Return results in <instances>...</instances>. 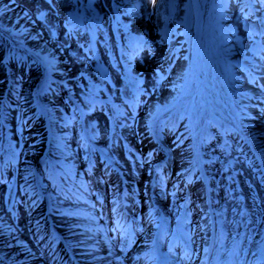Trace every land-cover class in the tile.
Here are the masks:
<instances>
[{"label": "rangeland", "instance_id": "rangeland-1", "mask_svg": "<svg viewBox=\"0 0 264 264\" xmlns=\"http://www.w3.org/2000/svg\"><path fill=\"white\" fill-rule=\"evenodd\" d=\"M224 2L225 10L217 12V0H203L195 46V31L182 20L184 0H0V224L14 220L26 229L21 195L34 189L37 178L44 191L56 192L53 160L64 165L68 179L65 205L69 198L79 200L78 187L88 189L84 177L79 182L86 186L77 180L86 160H97L87 165L97 182L90 188L97 195L108 191L105 207L98 209L103 227L112 226L118 215L123 234L114 251L113 228L103 233L107 256L87 264H196L200 207L190 183H202L198 150L209 160L195 119L199 82L211 91L205 71L210 61L227 97L223 108L210 102L213 116L223 120L233 140L228 154L257 186L264 208V177L253 155L264 145L248 139L254 134L264 139V0ZM211 121L208 117L206 128L215 141L221 128ZM109 160L120 171L122 163L126 175ZM7 176L14 184L9 188L3 184ZM175 189L184 201L171 195ZM243 190L255 203L254 191ZM211 196L219 209L221 196ZM122 204L131 206L134 222L131 214L122 219ZM220 204L227 211L231 207L225 198ZM58 210L68 218L64 207ZM215 220L214 212L205 215L206 225L217 226ZM78 223H63L72 228L64 230L80 234ZM151 226L160 231L146 240ZM257 231L244 264H264V220ZM30 235L23 233L26 246ZM188 240L195 247L185 246Z\"/></svg>", "mask_w": 264, "mask_h": 264}, {"label": "bare ground", "instance_id": "bare-ground-1", "mask_svg": "<svg viewBox=\"0 0 264 264\" xmlns=\"http://www.w3.org/2000/svg\"><path fill=\"white\" fill-rule=\"evenodd\" d=\"M198 50V47L197 49ZM206 76L210 79V82L212 86L215 87V89L218 92V95L221 97L220 100L222 102V105H225V94L219 87V80L217 77L216 72L214 71L213 63L210 61L209 67L205 68ZM35 88V87H34ZM200 95H205V90L202 85L199 87ZM203 119L199 123L198 126V135L200 139V143H203L206 146H209L211 150H209V154L211 156L212 165L213 163L217 165H220L222 163V160H234V158L230 156H223L220 154V149H225L226 147L224 145H231L232 141L230 138L221 135V137L215 142V145L212 144V139L204 134L205 129V118L207 116L206 113H202ZM208 116L213 117L208 109ZM216 123L218 125L222 124V120L218 117L215 118ZM251 140L260 141L264 145V139L260 138L258 135H252ZM215 146L219 148L216 150ZM225 147V148H222ZM227 149V148H226ZM255 157L259 160L262 166V170L264 172V149L255 151L254 152ZM199 167L203 174L204 182L202 184H192L191 188L193 191L199 196L200 200L198 199V205L202 206L204 203V197L208 194V189H210V186L208 185V180L213 183V189L216 188L219 190V193L222 195H227L228 198L233 195V189L231 186L232 182H236L240 190L244 192L243 188L245 186L249 187L251 191H254V196L256 199V202L250 205H246L247 209L249 210V213L252 211V216L248 219V226H246L247 234L244 235V239H248L251 235L255 237V234L257 231V228L259 226V221L264 220V208L261 206V200L259 198V193L257 192V186L247 177L243 176L241 173L240 168H235L233 166L230 170L229 174H221L220 170L215 168V171L211 167H206L203 162L202 158L199 156ZM229 187L231 189L229 190ZM257 204V207H256ZM227 212L228 215H231L230 218H236L235 214L233 213L235 209H233V205L231 206ZM204 208L202 207V210ZM227 214L225 216H227ZM201 225H200V251H199V258L197 260L196 264H228V262L231 259V262L229 264H242L243 257H244V250L246 243H240L236 246L235 249L234 243H233V234L230 231V227H225L224 230L218 232H214V227L210 225L205 224V210H203V216L200 215L199 218ZM251 226V227H250ZM248 227V228H247ZM217 229V227H216ZM159 231V227H152L150 230V236L147 239L154 238V233ZM256 238L255 240H257ZM261 242V250L262 254L264 256V236L262 239H260ZM114 248V244H113ZM0 254H4L3 251H0ZM232 255V258H231ZM117 264H122L118 262Z\"/></svg>", "mask_w": 264, "mask_h": 264}, {"label": "trees", "instance_id": "trees-1", "mask_svg": "<svg viewBox=\"0 0 264 264\" xmlns=\"http://www.w3.org/2000/svg\"><path fill=\"white\" fill-rule=\"evenodd\" d=\"M183 21H184L185 25H190L191 22L194 21V12H193L191 0L186 2V8H185V11L183 13Z\"/></svg>", "mask_w": 264, "mask_h": 264}, {"label": "snow or ice", "instance_id": "snow-or-ice-1", "mask_svg": "<svg viewBox=\"0 0 264 264\" xmlns=\"http://www.w3.org/2000/svg\"><path fill=\"white\" fill-rule=\"evenodd\" d=\"M153 3H155V0H153Z\"/></svg>", "mask_w": 264, "mask_h": 264}]
</instances>
